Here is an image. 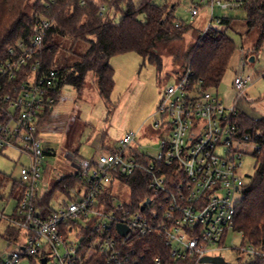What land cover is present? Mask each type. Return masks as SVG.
<instances>
[{
    "label": "built area",
    "instance_id": "2783aa9c",
    "mask_svg": "<svg viewBox=\"0 0 264 264\" xmlns=\"http://www.w3.org/2000/svg\"><path fill=\"white\" fill-rule=\"evenodd\" d=\"M238 1L209 0L211 18L215 5L228 9ZM198 12L197 6L190 11L192 17ZM51 25L47 18L36 19L31 37L10 47L0 63V155L12 150L27 161L20 166L18 204L6 218L19 231L13 242L17 247L0 264H86L92 254L106 264H140L145 257L140 240L149 235L163 242L171 258L188 264H214L201 261L206 257L230 264L218 255L225 250L240 254L237 264H264V244H244L234 229L239 203L234 199L246 185L239 173L241 158L245 148L254 152L258 143L233 122L236 103L224 105L210 90L191 86L189 72L164 89L157 109L161 119L153 127L166 138L155 156L133 147L137 133H128L95 160L71 157L78 183L60 194L64 198L57 210L49 207L45 214L36 205L45 158L38 123L56 102L60 77L54 69L43 70L39 59ZM252 81L251 75L235 74L236 100L246 99ZM135 174L147 177L148 197L132 207L131 188L122 177ZM113 186L127 187V200L112 196ZM230 237L239 238V246L228 247ZM154 264H160L159 258Z\"/></svg>",
    "mask_w": 264,
    "mask_h": 264
},
{
    "label": "trees",
    "instance_id": "16d2710c",
    "mask_svg": "<svg viewBox=\"0 0 264 264\" xmlns=\"http://www.w3.org/2000/svg\"><path fill=\"white\" fill-rule=\"evenodd\" d=\"M153 1L139 0L133 4L131 0H85V4L80 5V0H34L30 14L26 11L29 0H0V63L6 59L10 47L31 37L36 19L47 18L52 25L44 34L39 59L43 70L59 72L54 91L55 104L63 86H70L79 93L88 76L93 78L99 97L109 103L114 88L110 59L130 52L156 66L158 71L162 70L163 58L167 57L175 80L189 72L191 86L197 85L201 91L216 88L235 50L234 41L227 34L233 19L212 16L210 21H215L217 26L210 24L204 31L193 34L194 41L187 43L186 35L193 26L176 19V4L171 6L172 3L165 0L164 4L158 5ZM104 5L114 11L113 16L104 13ZM230 8L244 11L248 32H257L253 51H258L264 43V0H239L237 6ZM118 11L121 18L116 23L113 19ZM140 15L144 16V21L139 20ZM53 106L45 110L38 130ZM233 122L239 131L250 134L258 143L252 154L255 158L254 174L242 190L234 229L242 233L244 244L261 247L264 244V117L253 118L237 110ZM133 154L137 156L139 151L135 149ZM122 179L131 188L132 207L148 197L146 176L135 174ZM76 183V175L62 176L42 199L35 202L36 205L43 207L46 214L53 194H67ZM13 187L22 193L20 183H14ZM18 201L19 197L17 204ZM18 232L7 226L4 237L13 243ZM140 242L139 248L145 255L140 264H154V258H159L160 264H188L171 258L168 249L155 235L144 237ZM86 264L106 263L103 257L92 254Z\"/></svg>",
    "mask_w": 264,
    "mask_h": 264
},
{
    "label": "rangeland",
    "instance_id": "374dc122",
    "mask_svg": "<svg viewBox=\"0 0 264 264\" xmlns=\"http://www.w3.org/2000/svg\"><path fill=\"white\" fill-rule=\"evenodd\" d=\"M34 0H29L26 11L31 14L30 5ZM137 4L139 0H131ZM172 5L176 4L175 16L179 21L193 28L186 35V42L191 43L192 35L204 31L210 24L211 9L209 0H168ZM156 4H164L165 0H154ZM198 7V15L191 16L192 7ZM104 13L112 16L108 5H104ZM122 9V7H121ZM214 18H232V26L227 34L235 44V50L228 63L226 73L219 85L210 89L212 93L224 103L232 106L235 104L238 110L253 118L264 117V43L254 52V44L257 40V32H248L244 21V11L240 9H221L217 5L213 8ZM121 14L118 11L114 21H120ZM139 20L144 21L140 15ZM253 58V61H250ZM110 67L114 72V88L110 95L109 103H105L98 95L93 84V78L88 76L86 84L81 92L77 93L70 86H63L57 103L53 106L51 114L39 128V136L45 151L42 163L41 179L38 186L39 198L49 191L54 182L61 176L75 175L78 168L72 166L67 154L85 160H95L103 148H114L115 140L128 133H137L133 147L140 152L151 156L158 153V143L166 136L160 128L154 129L155 121L161 119L157 112L160 101L163 98L164 89L174 84L170 59L163 58L161 71L156 66L144 60L134 52L120 54L110 59ZM237 72L241 75H251L252 83L248 86L245 100H236V93L232 88V82ZM114 143V145H112ZM112 145V146H111ZM246 154L241 158L239 173L246 184L254 174L255 158L252 156L253 148L244 149ZM27 164L25 157H20L12 150L0 155V259H7L8 255L16 249V244L9 243L4 237L5 230L10 224L6 218L13 215L17 205L20 189H14V183L20 182V166ZM78 186V185H76ZM111 195L119 197L123 201L129 197L127 187L113 186ZM61 193H54L50 199V209L57 210L63 201ZM241 194L237 193L235 202L241 200ZM232 236V235H231ZM232 237L228 240V247L239 246L240 239ZM232 242V243H231ZM226 262L237 264V254L233 250L218 252Z\"/></svg>",
    "mask_w": 264,
    "mask_h": 264
},
{
    "label": "water",
    "instance_id": "95a60500",
    "mask_svg": "<svg viewBox=\"0 0 264 264\" xmlns=\"http://www.w3.org/2000/svg\"><path fill=\"white\" fill-rule=\"evenodd\" d=\"M250 61H253V58H250ZM148 203H149V201H147V202L145 203V205L148 204ZM117 229H118L120 232H122L123 235H126V233H127V229H125L123 226H121V225L118 224V225H117ZM201 261H202V262H211V263H214V264H226V263L223 261V259H222V258H219V257H216V258H208V257H206V258H203ZM42 262H43V264H45V260H43Z\"/></svg>",
    "mask_w": 264,
    "mask_h": 264
},
{
    "label": "crops",
    "instance_id": "0c3cea01",
    "mask_svg": "<svg viewBox=\"0 0 264 264\" xmlns=\"http://www.w3.org/2000/svg\"><path fill=\"white\" fill-rule=\"evenodd\" d=\"M45 123V122H44ZM44 123H42V125L44 124ZM39 131V130H38ZM40 137V136H39ZM115 142V145H116V143H117V140H115L114 141ZM112 145H114V143L112 144ZM111 145V146H112ZM111 148H103V151L102 152H100L99 154H101V153H105V152H109V150H110ZM47 154V153H46ZM67 156H69V160H70V163L72 164V166H74V167H76V165L74 164V163H72V160H71V157H73L71 154H67ZM76 158H78V157H76ZM80 159H82V158H80ZM85 160V159H84ZM92 160V159H91ZM77 168V167H76Z\"/></svg>",
    "mask_w": 264,
    "mask_h": 264
}]
</instances>
